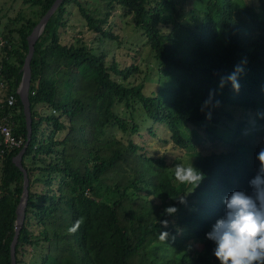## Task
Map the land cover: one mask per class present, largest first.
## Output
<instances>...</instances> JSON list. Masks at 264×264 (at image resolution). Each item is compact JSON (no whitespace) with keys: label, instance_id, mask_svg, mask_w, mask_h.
<instances>
[{"label":"trees","instance_id":"trees-1","mask_svg":"<svg viewBox=\"0 0 264 264\" xmlns=\"http://www.w3.org/2000/svg\"><path fill=\"white\" fill-rule=\"evenodd\" d=\"M22 1L31 12L9 18L0 39V125L10 123L23 140L21 148H5L0 137V264H11L23 191V173L13 159L27 137L16 93L27 38L55 0ZM89 1L63 0L34 46L32 134L21 160L28 197L15 264H26L32 252L31 264H220L206 233L224 216L223 201L233 191L252 194L257 173L250 162L257 149L234 142L244 134L243 119L231 141L223 139L221 127L228 132L231 109L257 108L254 123H264V0ZM70 7L89 31L111 41L118 40L106 28L111 12L122 10L130 19L124 32L144 40L157 66L156 91L131 82L138 69L108 62L109 51L98 53L80 39L65 43L60 29ZM237 66L243 69L239 91L230 81L220 87ZM11 94L14 104L8 107ZM129 109L132 118L145 117L148 133L154 135L155 126L168 131L161 154L150 155L133 140L140 129L137 119L128 122ZM190 159L204 174L193 191L175 180L173 170ZM170 206L177 209L173 215L165 214ZM189 215L197 221L185 225Z\"/></svg>","mask_w":264,"mask_h":264},{"label":"rangeland","instance_id":"rangeland-1","mask_svg":"<svg viewBox=\"0 0 264 264\" xmlns=\"http://www.w3.org/2000/svg\"><path fill=\"white\" fill-rule=\"evenodd\" d=\"M241 1V0H240ZM93 4L88 0V5ZM96 7L95 5L89 7ZM101 5H98V9ZM22 12H31V8L23 3L22 0H0V39L1 33L3 32L4 25L9 18L15 16L18 11ZM68 13L65 16L64 22H66V27L60 29L61 38L65 43L77 42V40H81V42L85 43L88 48L95 49L98 53L101 50H105L107 53V61H114L118 63L120 68H127L129 66H135L138 71L135 73L134 77L130 78L131 82L139 83L144 82L145 92H150L151 90L156 91L158 85H156L159 80L157 66L154 64L153 59L151 58L148 47L144 44V40L138 42L137 37H133L131 35H127L124 32V22L129 21V17H125L124 12L120 9H114L111 12V16L109 18V25L106 28L111 27V32L118 37L117 41H111L102 39L98 34H95L88 30L86 26H84L80 21L79 13L74 7L68 8ZM98 13H102V11L98 10ZM126 34V35H125ZM1 41V40H0ZM3 43L0 44V49ZM3 54L0 51V60L2 59ZM158 84V83H157ZM156 86V87H155ZM4 101V90L0 87V103ZM44 108L38 107V110L42 112ZM233 112V120H225V124H227L228 132L226 133L224 127H221V134L223 135V139L225 141H231L234 138H231L230 134L234 129L236 122L238 120L243 119L244 121V134L241 135L238 139H234V142L246 141L247 143H251L253 147L257 144L260 145L258 151L256 150L253 155V160H251V165L257 171L259 167V161L256 159V156L261 148H264V135L262 134L264 123H254V117L259 114L257 108L255 109H240L238 112L235 109H231ZM132 110H128V122L134 123L135 120L139 124L140 132L138 135L133 136V140L139 144L140 146L145 147L148 154L153 155L155 153L157 155L161 154L164 146L161 143L163 138L169 139V133L165 128L161 126H155V134H150L147 131V120L142 115L137 118H132L131 116ZM140 115V114H139ZM255 124V126H253ZM256 135H255V134ZM121 134H118V137ZM60 135H58L59 137ZM256 137V141L255 140ZM256 148V147H255ZM157 152V153H156ZM182 159V160H181ZM181 162H186V157L180 158ZM190 163H193V160L190 159ZM1 172V169H0ZM197 216L189 215L184 218V224L190 225L196 220ZM182 234H186V231L181 232ZM26 264H31L35 259V254L29 253L25 256Z\"/></svg>","mask_w":264,"mask_h":264},{"label":"clouds","instance_id":"clouds-1","mask_svg":"<svg viewBox=\"0 0 264 264\" xmlns=\"http://www.w3.org/2000/svg\"><path fill=\"white\" fill-rule=\"evenodd\" d=\"M241 71L243 69L237 66L236 71L221 80L220 87H223L226 81H230L233 89L238 92L240 85L237 75ZM211 96L212 93L204 102L205 106L211 102ZM216 106H219V101L216 102ZM207 118L211 119L210 112ZM262 134L264 135V128ZM255 147L258 151L260 145L257 144ZM256 159L259 161V167L255 177L250 181L252 194L233 191L223 201L224 216L217 219L211 230L206 233V238L215 244L214 256L220 264H264V148L260 149ZM173 170L175 180L190 186L192 191L204 179V174L192 164L185 166L178 163ZM184 202L181 197V203ZM164 211L167 215H173L177 209L170 206ZM161 224L167 227L166 220L161 221ZM167 236V232L159 234L161 240H166Z\"/></svg>","mask_w":264,"mask_h":264},{"label":"water","instance_id":"water-1","mask_svg":"<svg viewBox=\"0 0 264 264\" xmlns=\"http://www.w3.org/2000/svg\"><path fill=\"white\" fill-rule=\"evenodd\" d=\"M63 0H55L50 7V9L46 12V14L39 20L38 24L33 28L31 34L27 38L28 42V52L25 57L23 66L21 68L22 76L21 80L19 82L18 88H17V95L19 96V99L21 101V104L23 106V115L25 118V124L27 129V137L26 142L21 149V151L18 153V155L13 159V163L15 166L23 173V191L20 198V202L16 208L15 214H16V221H15V234L13 236V240L10 244V257H11V264H15V247L18 242V236L19 232L21 230V227L23 225L24 216H25V208L27 204V197H28V178H27V172L22 167L21 160L22 157L30 143L31 134H32V119H31V109H30V103H29V87H30V81H31V70H30V62L34 53V46L38 39V37L41 35L47 21L52 16V14L55 12V10L59 7Z\"/></svg>","mask_w":264,"mask_h":264},{"label":"built area","instance_id":"built-area-1","mask_svg":"<svg viewBox=\"0 0 264 264\" xmlns=\"http://www.w3.org/2000/svg\"><path fill=\"white\" fill-rule=\"evenodd\" d=\"M13 104L14 95L11 94L6 98V106L12 107ZM0 137L5 148H21L23 145V140L13 135L11 125L8 122L0 125Z\"/></svg>","mask_w":264,"mask_h":264},{"label":"crops","instance_id":"crops-1","mask_svg":"<svg viewBox=\"0 0 264 264\" xmlns=\"http://www.w3.org/2000/svg\"><path fill=\"white\" fill-rule=\"evenodd\" d=\"M2 119H3V117H2Z\"/></svg>","mask_w":264,"mask_h":264}]
</instances>
